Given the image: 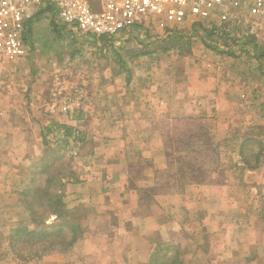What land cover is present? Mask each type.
<instances>
[{
	"label": "rangeland",
	"instance_id": "obj_1",
	"mask_svg": "<svg viewBox=\"0 0 264 264\" xmlns=\"http://www.w3.org/2000/svg\"><path fill=\"white\" fill-rule=\"evenodd\" d=\"M239 18L240 22L234 28H230L231 32L222 35L218 31L214 32L209 22L187 20L183 24L171 27H160L157 23H152L144 27L122 30L108 37L75 32L57 18L52 17L51 12L40 13L34 17L31 22V33L26 42L30 48L29 54L25 57L24 64H20L15 71L7 66L5 73L0 76L2 80V89H0V258L5 252L2 251L1 246L4 250L9 246L11 251L8 254L9 257L18 260L20 264H26L30 259L40 260L38 264H64V261L69 264H88L89 257L83 246L98 248L101 244L103 245V237L97 234L92 238L84 239L83 243L77 245V242L87 233L89 224L96 226L101 220V226L97 227L99 231H104L106 234L113 233L109 225H106L103 230L105 223L102 224V221L105 220L100 219V216H103L101 210H104L101 203L78 204L73 199L79 194L88 192V188L85 187L87 177L82 159L89 158L92 144L89 140L82 141L76 134L66 137L67 142L62 141V137L56 140L54 137L56 125L54 123L43 125L48 114L44 108L38 106V103L43 105L44 100L48 102L49 98L54 99V102L58 104L59 100L64 98L65 85L72 88L81 83L87 84V94L91 101H95L102 96L99 95L100 89L108 83V80L119 78V81L124 83L125 89L139 84L138 78L142 76L140 66L147 69L150 67L171 69L173 73L168 77L167 83L174 81L175 78L184 77L180 84L183 87H190L197 82L205 86H202L200 91H177V96L181 94L185 102L191 103L195 100V102L200 101V104L194 107L195 110L192 109V113L177 117L183 120L184 133L182 135L176 133L174 137H170L169 147L181 146L187 155H189L188 146L193 143L200 144L202 148L209 146L210 150L215 147L214 152L212 151L214 156L210 151L204 157L201 156L199 161L200 166L204 168V163L214 164L213 162L217 160L218 173H220L221 156L216 149L219 152V148L223 150L234 147L232 139L220 137L222 132L226 136H228L226 133L238 136L243 134V138L249 139L240 148L241 151L243 150L242 158L249 166L261 164V169L264 171V19L248 20L243 16ZM206 30L211 31L208 34L209 37L206 36ZM170 33L182 36L181 41H188V46L182 50L177 46L165 52L160 50L145 55L147 58L144 59L132 57L133 52L142 49L143 44L158 43L161 39L167 38ZM215 38H220L223 45L218 47V50L210 47L216 46ZM207 44L210 46L208 47ZM230 51L231 53H227ZM138 60L139 68L136 65ZM133 68H136L135 72L138 74L134 73ZM176 69L182 71L178 73L174 71ZM161 72L154 75L155 81L162 79ZM213 83L216 84L215 89L217 85H221L218 90L220 97H224L222 101L218 98L217 102H225L226 105L216 104L214 97L218 92H216L217 89L213 91ZM50 88H53L52 91ZM122 92L128 93L127 90ZM159 95L157 94V97H160ZM124 96L126 100L130 98L128 95ZM198 96L201 97L198 98ZM135 97L138 102L147 96H143L141 92V95H135ZM213 103L216 107L212 106ZM251 103L255 106H248ZM94 109L95 111L92 110L90 113L99 110ZM127 109L128 107L125 106L119 107V111L123 110L124 113ZM77 110L80 111V107ZM156 112L160 114L161 120L164 117L162 115H170L169 112L160 113L156 110L151 111L149 115L152 116ZM209 114H216V117ZM213 118L219 119L214 128L211 125ZM229 118H232V123L225 128L220 121L222 119L226 121ZM154 124H156L154 126H160L156 121ZM95 125L96 123L92 121L87 122L89 128ZM10 127L23 130L26 139L24 141L32 140L30 144L34 146L28 148L29 153L32 154L28 158L25 157V162L22 154L15 155V151L19 148L11 149L21 145L23 140L22 137L14 134ZM40 132L44 137L43 141L38 140ZM33 135L37 140H33ZM187 155H184V159L187 160L185 165L193 167L192 160ZM190 156L192 158L193 155L190 153ZM209 158L211 160H208ZM23 164V169L18 170L17 165ZM221 171L223 173L224 170ZM18 174L20 182H17ZM170 174L174 179L172 173ZM203 174L206 175V171L203 170L201 176ZM179 176L180 174L176 175L174 180L187 179L185 176ZM6 178H12V184L8 183V186L4 187L2 179ZM15 180L16 184L13 183ZM169 180L167 181H173ZM45 189L46 195L51 197L62 195L63 209L58 217L52 214L53 209L49 207L47 197L42 193ZM260 194L263 193L260 192ZM27 202L35 203L34 208L41 221L37 230L43 223L55 222L67 236H70L71 230L66 223V220H69L79 226L80 236L75 246L82 247L78 251L73 250L74 245L65 250L56 249L55 254L51 255L49 254L51 251L42 250L45 246H42V242L37 237L27 236L22 232L14 234L17 229L32 230L34 228L33 216L26 207ZM189 228H191L190 225ZM189 236L191 235L188 233L185 237L189 238ZM214 237L212 239L216 245L210 244L208 236L201 238L200 245L195 243L193 238L186 240L182 246L159 244L158 258H176V252L179 250V257L183 258L184 264H197L198 258L204 260L216 255L219 256L218 260H221L224 258L225 246L218 245L224 243L223 236ZM173 247H177L178 250ZM92 248L94 251L97 250L96 247ZM107 250L108 246L105 251ZM154 254L150 261L155 258Z\"/></svg>",
	"mask_w": 264,
	"mask_h": 264
},
{
	"label": "crops",
	"instance_id": "obj_2",
	"mask_svg": "<svg viewBox=\"0 0 264 264\" xmlns=\"http://www.w3.org/2000/svg\"><path fill=\"white\" fill-rule=\"evenodd\" d=\"M137 58L144 59L147 56ZM24 60L25 57L3 59L0 63L3 70L1 74L5 73L7 66L15 71L20 64H24ZM136 65L139 68V60ZM143 68L140 66L142 76L138 78L139 84L125 89L119 78L108 80L100 89L99 95L102 96L95 101H91L87 94V84L81 83L72 88L65 85L64 98L58 104L49 98L48 102L44 100L43 105L38 103L48 114L44 126L55 123L71 127L72 134L80 136L82 141L89 140L92 144L89 158L82 159L88 192L73 199L78 204L101 203L104 210H101L103 216L100 219L105 220L102 221V224L105 223L103 230L109 225L113 233L99 231L97 227L101 226V220L96 226L89 224L87 233L77 245L96 234L103 237V245L98 248L83 246L89 257L88 264H149L151 256L159 250V244L182 246L186 240L193 238L200 245L201 238L208 236L210 244L216 245L212 238L217 235L223 236L224 243L218 246H225L224 258L218 260V255L204 260L198 258L197 264H264V171L261 164L249 166L242 158L243 150L240 148L249 138H243V134H219L220 137L232 139L234 143V147L223 150L219 148V152L216 149L221 156L220 168L224 170L223 173L222 169L218 173L217 160L214 164L204 163V168L200 166V157L210 151L214 152L215 147L210 150L209 146L202 148L200 144L193 143L188 146L189 155L185 154L181 146L171 149L168 143L170 137H174L176 133H184L183 120L177 117L192 113V109L200 104V101L195 100L191 103L185 102L181 94L177 96V91H200L205 85L197 82L190 87H183L180 84L184 77L167 83L168 77L173 73L171 69ZM133 69L138 74L135 72L136 68ZM160 71L162 79L155 81L154 75ZM174 71L179 73L182 70ZM215 86L213 83V91L217 89L218 92L214 97L216 104L226 105L225 102H217L218 98L222 101L224 97H220L218 90L221 85H217L216 89ZM125 90L127 94L122 92ZM134 91L136 92L133 93ZM141 92L147 97L137 102V97L134 96L141 95ZM124 95L130 98L126 100ZM122 106L128 107L126 113L119 111ZM212 106L216 107L214 103ZM78 107L80 111L77 110ZM94 108L99 110L90 113L95 111ZM153 110L169 112L170 115H162L164 117L161 120L158 112L149 115ZM209 115L216 117V114ZM231 119H222L220 122L228 128L232 123ZM88 121L96 125L89 128ZM155 121L159 127L154 126ZM212 121L214 128L219 119L213 118ZM38 122L42 125L40 120ZM10 129L18 137H22V144L11 149L19 148L15 155L22 154L25 162V157L32 154L28 151V148L34 146L30 144L32 140L24 141L26 139L23 130L13 127ZM59 129L56 128L55 139L62 137L61 140L67 142L62 129ZM214 136L218 137L215 134ZM38 137V140L43 141L41 132ZM33 138L37 140L34 135ZM184 155L192 160L193 167L185 165L187 160ZM23 166L24 164L17 165V169L22 170ZM203 170L206 175L201 176ZM170 173L174 179L178 174L179 177L185 176L187 179L180 178L175 181ZM17 182H20L19 174ZM8 183L12 184V178L2 179V186H8ZM13 183L16 184V180ZM188 233L194 237H185ZM77 245L74 244L73 250L78 251L82 247ZM107 246L108 250L105 251ZM1 247L5 252L0 258V264L21 263L9 257V246L5 250ZM92 247L97 250L94 251ZM55 252L53 250L49 254L53 255ZM39 262L38 259H30L26 264ZM64 264L69 263L64 261Z\"/></svg>",
	"mask_w": 264,
	"mask_h": 264
},
{
	"label": "built area",
	"instance_id": "obj_3",
	"mask_svg": "<svg viewBox=\"0 0 264 264\" xmlns=\"http://www.w3.org/2000/svg\"><path fill=\"white\" fill-rule=\"evenodd\" d=\"M46 12L75 32L95 36L152 23L171 27L187 20L209 22L222 35L231 32L240 16L264 19V0H0V63L28 55V21Z\"/></svg>",
	"mask_w": 264,
	"mask_h": 264
},
{
	"label": "trees",
	"instance_id": "obj_4",
	"mask_svg": "<svg viewBox=\"0 0 264 264\" xmlns=\"http://www.w3.org/2000/svg\"><path fill=\"white\" fill-rule=\"evenodd\" d=\"M31 20L28 21V30L26 33V37H25V41L27 42V37L29 36V34L31 33ZM136 28V27H134ZM211 33V31H207L206 30V36ZM205 36V37H206ZM209 37V35L207 36ZM220 38H215V44L216 46H210L208 45V47L210 46L213 49L218 50V47H223L222 43L219 40ZM182 40V36H178L176 33H170L167 38H163L161 39L158 43H154L152 44H143L142 49H137L133 52L132 57H140V56H144L147 54H152L154 52L157 51H168L174 47L177 46V48H181L180 50L184 49L185 47L188 46V41H181ZM181 44L179 47L178 45ZM257 49V47H255ZM220 52H223L222 50H220ZM227 53H231L227 52ZM55 124V123H54ZM57 128H60L63 130L64 136L69 137L72 135V129L71 127L68 126H60L58 124H55ZM42 193L45 195V197H47L48 200V205L50 208L53 209L52 214L55 216H59L60 211H62L63 209V202H62V195H54L51 197V195H46L47 194V190H43ZM35 203H28L26 204V207L29 208L32 216H33V223H34V228L32 230H28V229H17L14 231V234H20V232L26 234L27 236H32L35 238L37 237V239L39 241L42 242V246H45L44 249L42 248L43 251H53V250H65L66 248H71V246H73L75 244L76 241H78L80 233L78 232V225L77 224H73L71 223L69 220H66L67 225H69V229L71 230V234L70 236H67L66 232L59 226L58 223H43V225L41 226V228H39L38 230L36 229L39 224H40V220L39 217L37 216V211L34 208ZM67 212V211H66ZM68 215V214H67ZM71 215V214H69ZM73 216V215H72ZM75 218V216H73ZM21 233V234H22ZM11 246V244H10ZM175 249L178 250L177 247H173ZM176 251V250H175ZM180 253L179 250L176 252V258H158V251L155 252L154 257L151 261L150 264H184L183 258L179 257ZM160 262V263H159Z\"/></svg>",
	"mask_w": 264,
	"mask_h": 264
}]
</instances>
